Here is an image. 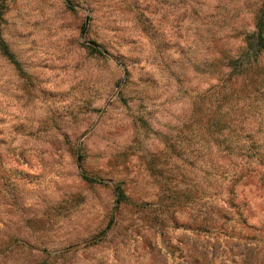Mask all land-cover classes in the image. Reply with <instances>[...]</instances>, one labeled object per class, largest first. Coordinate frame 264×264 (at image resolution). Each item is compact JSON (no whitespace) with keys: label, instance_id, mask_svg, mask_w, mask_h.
<instances>
[{"label":"rangeland","instance_id":"rangeland-1","mask_svg":"<svg viewBox=\"0 0 264 264\" xmlns=\"http://www.w3.org/2000/svg\"><path fill=\"white\" fill-rule=\"evenodd\" d=\"M263 2L0 0V264H264Z\"/></svg>","mask_w":264,"mask_h":264},{"label":"trees","instance_id":"trees-1","mask_svg":"<svg viewBox=\"0 0 264 264\" xmlns=\"http://www.w3.org/2000/svg\"><path fill=\"white\" fill-rule=\"evenodd\" d=\"M256 13L257 14L255 17V31H253L251 36L247 38V46L245 51H243L241 58L244 57L249 59L250 57H253L254 59H257V56L259 54L264 53V2ZM89 47L98 54L106 53L103 47L100 44H97L96 42H92L91 46ZM0 49L4 54H8L5 46L1 41ZM251 53H253V55H251ZM231 59L232 58L229 57H222V59H215L213 63L217 64V69H220V67H226L227 62H229ZM257 64H259L258 61L255 62V66ZM228 82H230V80H223L221 87L219 88L220 92L215 94L217 97L214 100V104L217 105L214 109H212V107H209V109L207 108L205 110H200V108H198L197 111L199 114L197 118V129L201 133L203 132L210 136L212 138V141L217 144L219 150L224 152L226 155H231L233 152V148L236 146L233 144V140H231V137H228V135L225 134V131L228 130L230 127L231 120H229L228 117H225L223 114L219 113L220 108L223 105L221 103L226 97L224 92L226 91L225 88L227 87ZM82 178L90 182H103L102 179L89 176L85 173H82ZM117 189L120 192L121 196V189L119 187H117ZM227 215V210L225 211L220 207L213 208L212 224L214 228H219L221 230L224 225V222L227 221ZM245 250L246 249L240 251V253L237 254V256H240L241 258V261L238 264H261L258 259L253 255L252 251L245 253Z\"/></svg>","mask_w":264,"mask_h":264}]
</instances>
